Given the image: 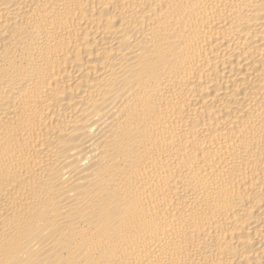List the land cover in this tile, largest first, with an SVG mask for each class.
Here are the masks:
<instances>
[{"label":"bare ground","instance_id":"obj_1","mask_svg":"<svg viewBox=\"0 0 264 264\" xmlns=\"http://www.w3.org/2000/svg\"><path fill=\"white\" fill-rule=\"evenodd\" d=\"M0 264H264V0H0Z\"/></svg>","mask_w":264,"mask_h":264}]
</instances>
